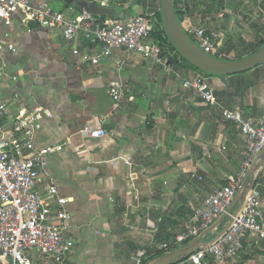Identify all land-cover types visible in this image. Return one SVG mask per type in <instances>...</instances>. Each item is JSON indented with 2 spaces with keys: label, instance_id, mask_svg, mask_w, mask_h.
Returning <instances> with one entry per match:
<instances>
[{
  "label": "crops",
  "instance_id": "obj_1",
  "mask_svg": "<svg viewBox=\"0 0 264 264\" xmlns=\"http://www.w3.org/2000/svg\"><path fill=\"white\" fill-rule=\"evenodd\" d=\"M78 1L83 0L33 4L48 3L74 17L84 12ZM86 1L108 9L109 14L96 15L108 21L158 13L161 5L159 0ZM174 1L195 23L220 33L219 51L229 56L225 61L238 60L225 45L239 42L247 50L255 45L249 39L251 30L263 36L264 27H257L253 14L264 13V0H231L228 5L215 0ZM247 21L253 28L245 27ZM75 49L91 55L99 46L82 37L66 40L58 31L33 23L25 25L21 15L14 17L11 27L0 24V102L7 105L8 119L19 110L39 109L36 146H63L48 156L47 176L41 178L39 189L54 185L69 199L68 236L75 247L66 264H154L168 254L159 246L176 235L185 217L239 173L245 139L222 110L242 109L248 117L260 118L264 64L261 72L247 75L256 77H246L240 81L245 86L238 88L234 77L202 76L168 60L167 73L154 57L142 55L120 69L122 51L100 65L83 64ZM194 78L213 92L216 107L184 87ZM112 84L123 88L118 105L110 96ZM7 122L0 117V123ZM86 127L108 134L93 139L82 133ZM254 175H262L264 181V171ZM262 180L258 184L264 200ZM224 222L225 228L227 219ZM211 234L204 241H210ZM261 245L247 239L229 264H264ZM31 256L32 264H56L37 252ZM174 264L193 263L188 258ZM204 264L218 263L208 257Z\"/></svg>",
  "mask_w": 264,
  "mask_h": 264
},
{
  "label": "built area",
  "instance_id": "obj_2",
  "mask_svg": "<svg viewBox=\"0 0 264 264\" xmlns=\"http://www.w3.org/2000/svg\"><path fill=\"white\" fill-rule=\"evenodd\" d=\"M159 1L161 4L162 0ZM230 2L215 0L217 5ZM182 13L181 26L202 50L217 59L229 58L219 51L221 35L218 31L195 23L185 7ZM16 15L22 16L25 25L33 23L49 31H58L66 40L82 37L98 45L99 51L91 55L81 54L78 49L73 51L74 55L81 57L83 64L97 66L110 59L116 51H122L125 58L118 62L120 69L142 55L154 57L165 66L167 73H171L167 59H161V48L152 39L159 23L156 13L128 20L120 16L108 21L87 12L67 17L50 4H33V0H0V24L11 27ZM184 87L194 90L205 104L217 106L213 92L199 78L186 80ZM109 90L113 102L120 104L122 86L112 84ZM7 110V105L0 102V117L8 120L5 124L0 123V261H5V264H32L31 253L37 252L56 264H66L75 247L74 238L68 236L71 220L69 199L62 197L54 185H47L44 191L39 189L41 178L47 176L48 156L62 151L63 146H36L42 120L39 109L19 110L9 119ZM222 115L245 139L241 169L229 178L225 186L204 198L185 217L176 235L159 246V250L171 253L190 244L223 217L227 218L228 224L232 221L227 233L189 258L193 264H204L208 257H213L218 264L232 263L243 251L247 239L264 245V200L258 178L253 175L250 181L264 148V113L258 120L248 117L242 109H223ZM82 133L93 139L108 134L103 129L91 127H86ZM241 190L243 201L238 214L233 217L237 206L233 209L232 206Z\"/></svg>",
  "mask_w": 264,
  "mask_h": 264
},
{
  "label": "water",
  "instance_id": "obj_3",
  "mask_svg": "<svg viewBox=\"0 0 264 264\" xmlns=\"http://www.w3.org/2000/svg\"><path fill=\"white\" fill-rule=\"evenodd\" d=\"M77 5L79 8L83 9L84 12L94 16L105 15L108 13V9L101 8L95 2L83 0L78 1ZM161 15L162 26L171 45L183 59L202 73L216 77H232L252 72L264 64V45L261 46L253 55L239 61H225L214 58L206 53L185 33L174 11V0L161 1ZM166 57L167 53H162L161 59H166ZM260 158H264V148L261 151L259 159ZM254 173L255 169L253 170L250 181L253 180ZM242 201L243 195L241 190L232 206V209L237 206V209L233 213V217L238 214ZM226 219V217H223L211 229L203 233L200 237L194 239L190 244L179 250L168 253L154 264H174L180 260L190 258L195 253L204 250V248L208 245H213L221 236L228 232L232 225V221H230L229 224L210 241L205 242L204 239L207 235L214 232V230L217 229Z\"/></svg>",
  "mask_w": 264,
  "mask_h": 264
},
{
  "label": "rangeland",
  "instance_id": "obj_4",
  "mask_svg": "<svg viewBox=\"0 0 264 264\" xmlns=\"http://www.w3.org/2000/svg\"><path fill=\"white\" fill-rule=\"evenodd\" d=\"M253 16H255L256 17V21L257 22H255V23H257V27L259 28V29H262V27H264V13H260V12H258V14L256 13V14H253ZM247 17V16H246ZM249 18H250V16H248ZM250 19H252V18H250ZM247 25L250 27V28H253V25L252 24H250L249 23V21H247V22H245V27H247ZM251 30V29H250ZM261 34H263V36H260V35H257L256 36V33L254 32V31H252L251 30V33L249 34V39H250V41H251V43H253V44H255L253 47H249L247 50H245L242 46H239V42L237 43H229L228 44V46L227 45H225V50H230V52L231 53H228L229 55H232L233 56V58H235V60L236 59H242V58H245L246 56H248V54L250 53V52H252L253 51V48L259 43V41H261L262 39H264V32H262ZM257 37H259V38H257ZM155 42V41H154ZM156 43V42H155ZM163 49V52H165V53H167V57H166V59L169 61L170 60V58H172L173 59V65L175 66V67H179L178 66V63H181V65L182 66H188V67H191V65L190 64H188L186 61H184L183 59H182V57L180 56V55H177L175 52H170L169 51V48L168 47H163L162 48ZM223 50V49H222ZM228 50V51H229ZM261 67V66H260ZM259 67V68H260ZM192 68V67H191ZM258 68V69H259ZM194 69V68H193ZM261 69V68H260ZM197 71V70H196ZM260 72H261V70H259ZM198 72V71H197ZM257 73H259V72H257ZM202 76H206V75H203L202 73H200ZM249 74V72L248 73H245V74H243L244 76H235L234 78L236 79V82H240V81H242L243 79H247L248 77L249 78H253V77H256V76H247ZM247 77V78H246ZM257 77H258V75H257ZM260 77V76H259ZM218 78H226V77H218ZM259 172V171H264V158H260L259 160H258V163H257V165H256V168H255V173L256 172ZM226 224V222H224L222 225H221V228H219V230H217V231H215L214 233H212L210 236H209V238L208 239H212V238H214L215 236H217L221 231H222V229L224 228V225ZM261 248L263 249V247L261 246Z\"/></svg>",
  "mask_w": 264,
  "mask_h": 264
},
{
  "label": "trees",
  "instance_id": "obj_5",
  "mask_svg": "<svg viewBox=\"0 0 264 264\" xmlns=\"http://www.w3.org/2000/svg\"><path fill=\"white\" fill-rule=\"evenodd\" d=\"M153 11V10H152ZM151 11V12H152ZM174 11H175V13H176V15H177V17H178V20H179V22H181L182 21V15H183V13H181V11H179V8H178V5H177V3L174 1ZM156 15H157V18H158V20H159V23H158V25H156V27H155V30H154V32H153V34H152V39L159 45V47L161 48V50H162V52H163V47H168L169 48V51L170 52H175L177 55H179L178 54V52L176 51V49L171 45V43L169 42V40H168V38H167V36H166V34H165V31H164V28H163V26H162V15H161V11L160 12H158V13H156ZM264 45V39L263 40H261V41H259V43L253 48V51L252 52H250L249 54H248V56H246L245 58H247V57H249V56H251V55H253L261 46H263ZM164 53V52H163ZM173 58V57H172ZM172 58H170V60H169V62H170V64H173V59ZM183 59V58H182ZM242 59H244V58H242ZM242 59H238L237 61H239V60H242ZM184 61H186L185 59H183ZM187 62V61H186ZM188 63V62H187ZM188 64H190V63H188ZM191 65V64H190ZM191 67L192 68H194V70L196 71H198V73H202L201 71H199L197 68H195L193 65H191ZM260 69V68H259ZM258 68L257 69H255L254 71H252V72H256L257 70H259ZM252 72H249V73H252ZM203 75H206V76H208V77H216V76H212V75H209V74H205V73H202ZM238 76H244L243 74L242 75H238ZM232 77H235V76H232ZM236 85L238 86V88H241V87H243V86H245V84H243L242 82H237L236 83ZM264 179V178H263ZM262 180V175H259V178L257 179V182L259 183V181H261ZM264 181L262 180V183H263ZM245 244V243H244ZM263 248H264V245L262 244L261 245Z\"/></svg>",
  "mask_w": 264,
  "mask_h": 264
}]
</instances>
